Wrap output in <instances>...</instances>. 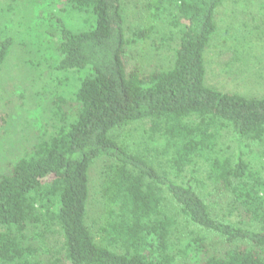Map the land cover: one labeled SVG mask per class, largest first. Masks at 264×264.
I'll list each match as a JSON object with an SVG mask.
<instances>
[{"label": "trees", "instance_id": "trees-1", "mask_svg": "<svg viewBox=\"0 0 264 264\" xmlns=\"http://www.w3.org/2000/svg\"><path fill=\"white\" fill-rule=\"evenodd\" d=\"M136 1L131 27L124 0H34L33 33L0 29V71L16 37L49 62L51 123L12 148L0 118V264H264V95L206 77L224 0ZM148 42L168 65L128 69Z\"/></svg>", "mask_w": 264, "mask_h": 264}, {"label": "rangeland", "instance_id": "rangeland-1", "mask_svg": "<svg viewBox=\"0 0 264 264\" xmlns=\"http://www.w3.org/2000/svg\"><path fill=\"white\" fill-rule=\"evenodd\" d=\"M0 0V29L2 34L11 35L16 32H32L31 17L36 16L39 9L34 3L40 0ZM136 0H124L128 14L136 12L141 18L129 15L126 26L138 25L148 18L137 10ZM264 0H224L217 11L218 30L210 46L206 50L207 83L220 90H232L249 97L264 95ZM9 10V11H8ZM132 11V12H131ZM42 12V11H41ZM33 26V25H32ZM259 29V30H257ZM27 31V32H26ZM34 32H38L37 30ZM33 33V32H32ZM35 33V34H36ZM28 36V35H27ZM33 37L32 35H30ZM28 40V39H27ZM252 42L251 46H247ZM21 39L15 40L14 48L3 69L0 71V118L7 117L8 123L3 127L1 138L8 146L20 147L25 140L37 138L50 127L51 123L41 101L49 97L48 77H40L38 71L32 75L28 68L36 56V47L27 42V51L21 52ZM47 54L51 47L47 42L41 45ZM153 47L148 43L130 46L127 49V66L130 69L139 59L149 64L168 65L171 53L166 49L152 55ZM46 73L50 71L49 62L41 56ZM48 70V71H47ZM34 80V83H33ZM41 98V99H40ZM44 99V100H42ZM48 112V110H47ZM10 115L8 118V114ZM3 135V134H1ZM16 139V140H15ZM1 156L7 153L0 142ZM11 151L12 150H8ZM1 158V157H0ZM104 160L94 161L89 170L90 181V216L95 215L99 208L97 200L98 180ZM3 162H0L2 167Z\"/></svg>", "mask_w": 264, "mask_h": 264}]
</instances>
